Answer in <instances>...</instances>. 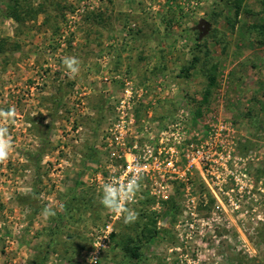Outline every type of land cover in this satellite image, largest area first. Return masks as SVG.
<instances>
[{
	"label": "rangeland",
	"instance_id": "1",
	"mask_svg": "<svg viewBox=\"0 0 264 264\" xmlns=\"http://www.w3.org/2000/svg\"><path fill=\"white\" fill-rule=\"evenodd\" d=\"M18 2L0 0V264H264V0ZM134 155L153 171L125 224L99 189Z\"/></svg>",
	"mask_w": 264,
	"mask_h": 264
},
{
	"label": "clouds",
	"instance_id": "2",
	"mask_svg": "<svg viewBox=\"0 0 264 264\" xmlns=\"http://www.w3.org/2000/svg\"><path fill=\"white\" fill-rule=\"evenodd\" d=\"M63 63L66 68L72 72H77L78 61L75 58H65ZM12 109H9L8 115L12 114ZM7 134V128L0 127V158L7 155V144L4 142L3 137ZM137 187V179L135 175L131 178L127 185L119 183L113 179L105 182L99 189L100 199L99 203L108 213L124 212L123 222L125 224L134 222L137 218L136 214L124 207V203L132 198V193ZM45 216L54 215L51 208L45 207L43 210Z\"/></svg>",
	"mask_w": 264,
	"mask_h": 264
},
{
	"label": "built area",
	"instance_id": "3",
	"mask_svg": "<svg viewBox=\"0 0 264 264\" xmlns=\"http://www.w3.org/2000/svg\"><path fill=\"white\" fill-rule=\"evenodd\" d=\"M201 153L202 151L200 149H197L195 151V154ZM154 158H156V156ZM151 171H153V168L151 167V162L147 160H142L139 157H136L135 155L132 158L127 159L126 165L122 169L123 177H127L129 181L134 175L138 181L140 180L142 175H149Z\"/></svg>",
	"mask_w": 264,
	"mask_h": 264
},
{
	"label": "water",
	"instance_id": "4",
	"mask_svg": "<svg viewBox=\"0 0 264 264\" xmlns=\"http://www.w3.org/2000/svg\"><path fill=\"white\" fill-rule=\"evenodd\" d=\"M210 22L205 19L201 18L197 24V28L201 30L200 36L206 34L210 28Z\"/></svg>",
	"mask_w": 264,
	"mask_h": 264
},
{
	"label": "trees",
	"instance_id": "5",
	"mask_svg": "<svg viewBox=\"0 0 264 264\" xmlns=\"http://www.w3.org/2000/svg\"><path fill=\"white\" fill-rule=\"evenodd\" d=\"M18 0H16V3H14V6H13V8H12V12H11V15L12 16H16L18 13H17V6H18ZM33 10V8L32 7H28V10H27V7H26V9H25V11H24V13L23 14H28V13H31V11ZM36 11V10H35Z\"/></svg>",
	"mask_w": 264,
	"mask_h": 264
}]
</instances>
